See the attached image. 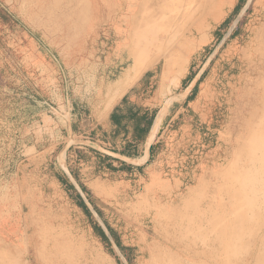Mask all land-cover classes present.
I'll list each match as a JSON object with an SVG mask.
<instances>
[{
    "label": "rangeland",
    "instance_id": "obj_1",
    "mask_svg": "<svg viewBox=\"0 0 264 264\" xmlns=\"http://www.w3.org/2000/svg\"><path fill=\"white\" fill-rule=\"evenodd\" d=\"M141 77L159 130L121 172L81 141L123 139L105 110ZM162 249L264 264V0H0V264Z\"/></svg>",
    "mask_w": 264,
    "mask_h": 264
},
{
    "label": "crops",
    "instance_id": "obj_2",
    "mask_svg": "<svg viewBox=\"0 0 264 264\" xmlns=\"http://www.w3.org/2000/svg\"><path fill=\"white\" fill-rule=\"evenodd\" d=\"M125 74V73H124ZM124 74L119 78L118 82L122 79ZM141 77L133 83L125 93L111 106L109 110H105L106 123L111 128H116V124L111 121V116L118 121L119 125H126L127 132H123V139L121 141H81L89 144L96 145L100 152L107 154L110 157L111 165L121 172H137L149 160L151 154V146H153V139L159 130V111L153 110L152 105L148 102H139V94L143 91L141 88L147 81L143 82ZM117 82V84H118ZM117 86V85H116ZM155 112L153 121L149 129L142 131L144 124L140 125L138 138H132V128L135 120L145 114V120H148L152 112ZM70 116L73 117L71 110ZM81 122L85 125L86 121L81 118ZM74 122L68 126L72 130ZM89 126V125H88ZM157 128V129H156ZM102 156V155H101Z\"/></svg>",
    "mask_w": 264,
    "mask_h": 264
},
{
    "label": "trees",
    "instance_id": "obj_3",
    "mask_svg": "<svg viewBox=\"0 0 264 264\" xmlns=\"http://www.w3.org/2000/svg\"><path fill=\"white\" fill-rule=\"evenodd\" d=\"M237 8H238V6H237ZM237 11V10H236ZM195 89H196V86H194L193 87V89H192V91H193V93H194V91H195ZM193 93L191 94V96L193 95ZM189 99H190V97H189ZM155 112L156 111H153L152 112V115H151V117L148 119V120H145L146 118H145V114H143L141 117H138L136 120H135V123H134V125H133V128H132V131H133V133H132V138L133 139H137L138 138V132L140 131V125L141 124H144V126H143V132L145 131V130H147V129H149V127L151 126V124H152V121H153V118H154V115H155ZM111 121L114 123V124H116V128L115 129H123V132H127V126L126 125H119L117 122L118 121H116L114 118H113V116H111ZM151 159H152V146H151V154H150V157H149V160L146 162V164H148V163H150V161H151ZM66 180H68L67 178H66ZM69 186H70V188L71 189H73V190H75L76 191V188H75V186L73 185V184H69ZM79 187H80V189L82 190V191H85L86 192V188L83 186V185H79ZM77 195V199L79 200V202H80V205L83 207V209L89 214V210L87 209V207H86V205H85V203H84V201H83V198L81 197V195L79 194V193H77L76 194ZM96 211V210H95ZM97 213H98V211H96ZM99 214V213H98ZM95 228H97V230H99V232H100V234L102 235V236H104V233H103V231L100 229V227H98L97 225H96V227ZM118 244V243H117Z\"/></svg>",
    "mask_w": 264,
    "mask_h": 264
},
{
    "label": "bare ground",
    "instance_id": "obj_4",
    "mask_svg": "<svg viewBox=\"0 0 264 264\" xmlns=\"http://www.w3.org/2000/svg\"><path fill=\"white\" fill-rule=\"evenodd\" d=\"M203 0H199V2H201ZM213 1H217L219 4H222L223 2H225L226 0H213ZM157 129V128H156ZM162 251L166 254L162 255L161 257H157L155 258V263L156 264H178V263H174V255L172 253L171 249H167V250H163Z\"/></svg>",
    "mask_w": 264,
    "mask_h": 264
}]
</instances>
